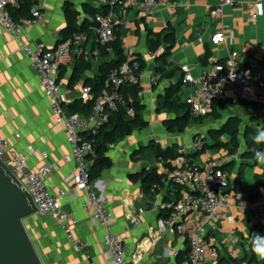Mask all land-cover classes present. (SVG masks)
<instances>
[{"label":"crops","instance_id":"0c3cea01","mask_svg":"<svg viewBox=\"0 0 264 264\" xmlns=\"http://www.w3.org/2000/svg\"><path fill=\"white\" fill-rule=\"evenodd\" d=\"M220 1L167 0L166 5L131 8L125 18L119 19L126 62L143 63L140 86L136 90L142 92L138 100L143 106L141 117L145 125L109 147L107 156L111 166L93 184L113 215L110 227L126 244L127 256L138 257L140 264H189V241L183 235L173 236L158 227L161 216L153 211L151 191L144 185L145 174L150 169H155L162 179L173 167L172 160L157 159L150 146L159 144L163 149L174 148L175 152L186 147L189 156L198 164L212 162L220 169L224 167L230 174L232 190L237 184L247 192L248 198L264 192V148L254 158L245 157L247 142L252 139L246 136V130L251 129L253 135L264 134L262 107L237 99L227 89L225 97L214 103L212 112L201 122H191L183 132L169 130V124L176 122L179 114L166 103L167 95L178 89L177 96L182 103L194 92L193 86L182 81L183 65L199 78L214 65L225 62L232 53H238L242 67L264 59V54L259 53V48H264V13L252 21L247 8L251 0H238V6L224 8L221 19L213 18L211 11ZM39 2L44 6V20L25 32L22 40L5 32L0 25V134L18 153L32 147L33 155L28 163L31 170H37L44 163L52 166L46 185L53 195L61 196L62 209L74 221L72 240L47 215L38 212L25 221L44 264H90L86 254L97 264H109L105 258V229L92 221L93 211L84 209L85 193L69 179L75 172L76 162L71 155L68 133L56 122L38 73L24 51L26 45L50 50L63 41L66 6L77 11L78 20L82 21L91 19L86 7L100 5L97 0ZM12 10L9 9L11 15ZM218 34H224L226 39L215 45L212 38ZM150 41L158 44L156 53L150 51ZM94 45L93 37L86 36L85 49L91 51ZM168 45H173L172 50L160 69L162 63L157 57ZM207 52L210 57L202 61ZM79 59L73 56L62 66L60 80L65 93V109L68 112L75 109L87 117L83 105L94 100V95L91 92V98L84 100L83 90L93 87L104 61L90 59L88 70L75 78ZM126 89L130 93L133 86L128 85ZM234 117L240 119L241 126L239 148L232 154L229 151L231 137L218 136L217 132ZM111 130L112 123L101 133ZM15 134L20 135L19 139ZM197 139L204 140L209 147L195 151L192 145ZM218 143L222 146H216ZM261 144L264 143L260 141ZM43 154L47 159H43ZM89 164L91 167L93 157H89ZM226 216L232 220L221 221L217 231L212 232L205 225L201 231L218 247V264H264V259L254 250L258 247L264 251V222H259L253 213L232 205ZM136 219L138 224H135ZM78 243H85L86 249L80 251ZM175 252L180 253L178 258L174 257Z\"/></svg>","mask_w":264,"mask_h":264},{"label":"built area","instance_id":"2783aa9c","mask_svg":"<svg viewBox=\"0 0 264 264\" xmlns=\"http://www.w3.org/2000/svg\"><path fill=\"white\" fill-rule=\"evenodd\" d=\"M24 1L0 0V25L5 32L18 40H22L25 32L44 20V6L39 0H31L29 17L15 20L9 9L21 10ZM97 2L107 10L104 14L96 15L93 20L95 45L91 51L85 49V34H74L50 50L26 45L24 51L38 73L40 86L51 102L56 122L63 125L68 133L71 155L76 162L75 172L69 179L85 193L84 209L93 211L92 221L105 229V258L109 264H140L138 257L127 256L126 244L110 227L113 215L95 189L89 164V157L95 156L91 138L97 136L108 124L111 114L124 109L128 116H134L135 112L131 107L133 100L127 97L124 91L128 85L139 88L140 64L126 62L112 69L106 81V89L95 98L92 111L87 117L79 113H70L65 109V93L60 73L62 66L73 56L83 57L89 61L100 59L101 48L111 52L109 47L118 39L120 32L119 19L125 18L131 8L166 5L167 0H97ZM238 5V0H221L211 11V16L221 19L224 16V8ZM247 8L251 20L256 21L264 13L263 0H251L247 2ZM80 24L79 20L78 25ZM225 39L224 34H218L212 38V42L217 45ZM259 53L264 54L263 47L259 48ZM238 60V53H232L225 62L214 65L199 78L191 74L187 65L181 67L183 83L194 88L193 94L185 99L193 118L210 114L214 103L225 97L227 89H230L237 99L260 106L264 111V66L259 62L242 67ZM137 96H142V92L137 90ZM82 98L84 100L91 98V88L83 90ZM15 137L19 139L20 135L15 134ZM205 144L204 140L197 139L192 146L195 151L200 152ZM32 155V147H28L24 153H18L0 134V162L14 175L20 186L28 191L38 212L49 216L72 240L74 221L62 209L61 196L53 195L46 185L52 166L44 163L37 170H31L28 163ZM42 157L47 159L46 154ZM172 166L168 176L162 178L160 183L153 184L150 190L153 211L163 215L158 221V227L170 235L186 237L189 241V264H218L220 251L212 241L201 234L204 225L215 232L221 221L232 220L226 216L230 205L253 213L255 218L263 223L264 192L250 199L245 197L243 192L232 190L230 174L227 171L212 162L198 164L189 156L186 147L179 149L177 158L172 160ZM138 223L139 220L136 219L135 224ZM78 249L84 251L86 244L78 243ZM179 255V252L174 253L175 258ZM86 257L90 264H97L89 255L86 254Z\"/></svg>","mask_w":264,"mask_h":264},{"label":"trees","instance_id":"16d2710c","mask_svg":"<svg viewBox=\"0 0 264 264\" xmlns=\"http://www.w3.org/2000/svg\"><path fill=\"white\" fill-rule=\"evenodd\" d=\"M31 7H32L31 0H25L23 4V8L21 10H12V17L15 20H18L23 17H29ZM85 10L87 14L91 15V19H83L81 21V24L78 25L79 13L74 9H72L70 6H66L65 15L67 19V26L63 31V36H64L63 40L72 37L74 34H85L86 36H88V38L93 37V40H95V36L92 30L94 27L93 20L96 15L104 14L107 9L105 7L100 6L98 8L86 7ZM164 34L167 33L164 32ZM157 45L158 44L156 42H152V41L149 42V48L152 53L157 52L158 50ZM172 46L173 45H168V48L164 50L163 54L157 57V61L162 63L159 67L160 69H162V66H164V61L166 60L167 56L170 55ZM109 48L111 49V52H107L106 48H101L100 59H102L104 62L101 66V72L94 80L93 87L91 88V92L94 95V100L89 101L83 105V110L87 111V116H89V114L92 111L95 98H97L102 93V91L106 89V81L108 79L110 71L114 68L120 67L127 61V58L124 55L119 34H118V39ZM209 57L210 54L207 52L203 57L202 61L208 59ZM78 62L80 63H78L77 67L78 68L81 67V70L78 71V68H76L74 74L75 78L80 76L82 73H84V71L88 70L89 68L88 67L89 63L85 61L83 57H80ZM139 64L141 71L143 68V63H139ZM261 64L264 66V59L261 61ZM178 92H179L178 89H175L172 94H168L166 97V103L171 105V110L179 114L177 121L169 124L170 132H183L191 122H201L205 118V117L193 118L190 112V107L185 102L182 103L180 102L179 97L177 96ZM124 93L127 97H130L133 100L131 107L134 109L135 112L134 116L133 117L128 116L124 109H121L116 113H112L110 117V121L108 122V124L112 123V130L108 133L102 134L101 133L103 131L102 129L97 136L91 138L92 147L95 152V156L93 157V164L90 167V176L92 181L100 178L102 172L111 166V161L107 156L109 147L113 144L118 143L121 139H123L128 135H131L135 130L142 128L145 125L141 117L143 106L138 100L136 88H134L133 86L132 92L129 93V91H127L126 89ZM258 107L260 108V106ZM262 112L264 114L263 109ZM70 113H77V111L75 109H72ZM240 126H241L240 119L235 117L230 118L226 122V124L222 127V129L217 132L218 136L222 134H227L231 137L229 151L232 154H235L237 152V149L239 148L238 136L240 132ZM252 133L253 132L251 131V129L248 128L246 130V134H247L246 136H252V139L248 140L247 142L248 151L245 153V157L254 158L257 154H260V152L263 150L264 144H261L260 146V142L257 143V141L253 139L257 135L255 134L253 135ZM261 143H264V141H261ZM216 146L220 147L222 146V144L218 143ZM150 147L153 150V155L157 159L169 161V160H174L178 156V153L175 152L174 148L163 149L159 144H155ZM208 147L209 145L205 144L204 148L206 149ZM222 170H224V167L222 168ZM143 181L145 187L150 191L153 184L160 183L161 177L156 174L155 169H150L145 174ZM235 187H236L234 188L235 191L243 192L245 197H247V192L244 189L240 188L239 185L237 184ZM160 216L162 217L163 215Z\"/></svg>","mask_w":264,"mask_h":264},{"label":"water","instance_id":"95a60500","mask_svg":"<svg viewBox=\"0 0 264 264\" xmlns=\"http://www.w3.org/2000/svg\"><path fill=\"white\" fill-rule=\"evenodd\" d=\"M37 213L28 191L0 162V264H44L25 225Z\"/></svg>","mask_w":264,"mask_h":264},{"label":"clouds","instance_id":"9594fccd","mask_svg":"<svg viewBox=\"0 0 264 264\" xmlns=\"http://www.w3.org/2000/svg\"><path fill=\"white\" fill-rule=\"evenodd\" d=\"M257 142L264 141V134L259 133L255 138ZM261 159L260 156H257ZM254 250L256 251V254L261 258L264 259V251H261L258 247H254Z\"/></svg>","mask_w":264,"mask_h":264},{"label":"rangeland","instance_id":"374dc122","mask_svg":"<svg viewBox=\"0 0 264 264\" xmlns=\"http://www.w3.org/2000/svg\"><path fill=\"white\" fill-rule=\"evenodd\" d=\"M191 128H194V126H191ZM191 128H190L189 130H191ZM189 130H188V131H189ZM178 152H179V150L177 149V153H178Z\"/></svg>","mask_w":264,"mask_h":264}]
</instances>
